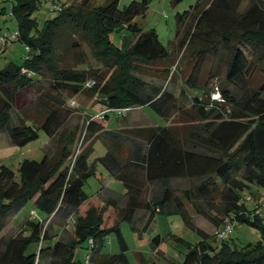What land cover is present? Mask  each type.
I'll use <instances>...</instances> for the list:
<instances>
[{
  "label": "trees",
  "instance_id": "trees-1",
  "mask_svg": "<svg viewBox=\"0 0 264 264\" xmlns=\"http://www.w3.org/2000/svg\"><path fill=\"white\" fill-rule=\"evenodd\" d=\"M5 1L10 3L13 33H17L15 38L6 33V39L20 42L26 54L21 64L7 63L0 69V132L7 134L10 144L23 146L42 130L49 142L57 140L61 147L55 158L45 150L39 161L23 160L17 174L0 166V233L7 220L28 202L44 217L30 215L15 236L0 237V264H34L36 257L39 264L42 259H47V264H84L74 259V252L82 245L89 249L88 240H92L88 264H130L120 223L135 230L138 211L148 213L141 231L157 214L178 215L186 228L201 237L195 244L174 238L186 249L180 264H264V213L251 217L253 209H247L242 201L251 186L264 190V79L255 82L252 60H264V1L248 0L241 7L244 0H197L189 10L175 15L174 42L178 41L179 48L187 44L199 47L200 55L185 84L201 89L203 69L215 60L205 82L222 77L217 91L228 112L208 106L205 110L194 96L193 106L198 105L201 121L189 125L184 134L167 125L107 130L103 122L109 114L97 120L89 118L83 128V149L73 147L75 130L68 134L60 131L66 120L62 93L97 95L103 110L148 107L165 122L182 110L173 92L145 88L131 74L147 66L169 71V53L156 33H141L131 24L145 13L151 0L131 1L123 8L118 7L119 0H109L103 6H93L92 0L55 5L58 14L41 27L31 16L39 0ZM168 1L172 6L182 2ZM123 28L136 35L128 47L120 49L109 35ZM76 36L79 39L74 40ZM80 41L100 67H87L88 56L83 51L75 56V62L58 63L63 53L80 47ZM219 61L225 62L223 71ZM88 80L94 82L91 88L84 87ZM42 81L48 90L34 107L43 115L38 123L27 115L19 116L27 110L21 108L20 100L24 91L33 90ZM95 140L103 142L105 153L90 161ZM97 165L122 184L123 206H118L116 198L98 201L84 192L83 185ZM180 179L196 183L181 191L170 186L171 180ZM153 183L161 187L160 193L155 199H145L144 192ZM190 210L216 227L226 219L247 223L260 231L261 241L237 247L226 239L216 247L208 242V234L195 227ZM67 222L72 224V233L64 241L54 225L64 229ZM108 234L115 237L117 253H102ZM160 242L156 236L152 247L156 249ZM31 244L38 245L36 252L28 251Z\"/></svg>",
  "mask_w": 264,
  "mask_h": 264
},
{
  "label": "rangeland",
  "instance_id": "rangeland-1",
  "mask_svg": "<svg viewBox=\"0 0 264 264\" xmlns=\"http://www.w3.org/2000/svg\"><path fill=\"white\" fill-rule=\"evenodd\" d=\"M79 0H39L37 7L32 12V17L36 19L38 27H41L45 20L51 19L58 14V10L52 8L57 5L60 7L61 4L69 5ZM131 1L140 0H119L118 7H126ZM197 0H182L176 6L169 4L168 0H151L148 4V8L143 15L137 16L133 19L131 24H136L141 33L153 30L158 38L159 43L165 47L169 53V71L158 72L154 71L152 66H147L139 71L133 70L132 76L135 77L145 88H159L162 90H168L173 92L177 97V105L182 109L180 114H174L170 120L166 121L156 115L148 107H132L124 115L123 118H115L113 115H108L106 120L103 122L105 129L115 130L120 129L124 126H160L165 125L175 127L184 134L188 131L189 125L192 123L200 122V113L197 112V106H193L192 98L195 96L200 101V105L208 108L218 109L222 112H228V105L221 101L218 96L219 85L222 82V77H218L206 84L207 72L211 63L207 62L200 77L201 89L193 90L185 84V80L188 77L191 69L193 68L197 57L199 47L193 45H185L182 48L178 47V41H175L176 34V22L175 15L181 14L196 3ZM264 1V0H263ZM109 0H92L93 6H103L107 4ZM248 4V0L242 2L241 7ZM15 31V21L10 15V3L5 0H0V69L3 68L7 63H13L19 65L22 63L26 50L25 47L16 40L1 39L4 33L10 35ZM136 33L123 28L121 31L112 32L109 35L111 42L120 49H125L134 40ZM74 40L79 39L78 36L73 38ZM80 43H82L80 41ZM220 49L218 46L217 51ZM80 51H83L88 56L86 66L91 68H98L100 64L95 60L90 49L83 43L80 47L73 48L63 53L61 60L58 61L60 65L75 62ZM255 62L256 72L254 75L255 82L264 79V60L252 59ZM214 60L211 65H214ZM220 62V71L225 69V62ZM82 67V66H79ZM223 72H221L222 74ZM220 74V76H221ZM110 77L113 75L108 74ZM48 90V85L45 81L38 83L33 90L24 91L21 95L20 105L21 108H27L25 113L19 114L20 117L27 115L29 120H35L41 122L43 115L34 110V107L44 92ZM61 98L64 99L63 105L64 116L66 117L65 123L61 128V132L64 131L66 134L75 130V143L73 147L77 149L80 145V149L86 146V141L83 135V128L85 121L89 118H95V114L103 107L98 102L97 95L90 94L87 91H83L75 96L62 93ZM73 100L75 102L74 107H70L68 102ZM13 119L16 121L17 117L13 113ZM97 120V119H96ZM61 143L57 140L50 141L47 135L42 131H38V136L35 140L26 143L23 146H17L10 144L9 138L6 133L0 132V166H6L17 174V168L20 162L23 160H34L39 161L42 159L45 150L49 153L50 157L55 158ZM105 153V146L101 140H95L92 145V153L90 155V161H93L97 157L103 156ZM101 173V176L98 175ZM108 181V182H106ZM110 181V182H109ZM196 182L194 180H171L170 186L172 188L179 189L181 191L185 188L192 187ZM102 185H105L110 190H114L118 193L123 191V186L116 180H108L106 172L102 170L99 165L95 168L94 175L90 176L83 185L84 192L91 196H97L100 193ZM161 190V187L157 183H153L148 186L144 192L145 199H155ZM249 190V189H248ZM247 190V191H248ZM263 189L251 186L249 193L254 197L252 200L245 202L247 209L254 208L255 205L264 208V196H260ZM246 194V191L244 192ZM30 210L36 212L38 217L42 214L38 212L33 204L28 202L23 209L15 216L10 217L7 220L5 228L0 233V237H12L17 234L21 229L24 220L29 219ZM192 215V221L196 227L203 230L209 235L208 242L216 247L219 246L221 241L214 236V230L217 228L212 225L207 219L197 215L193 211H189ZM144 211H138L135 214L134 224L135 230L126 223H120V230L123 238L127 245L126 257L130 264H180L184 259L186 252L184 244L177 242L174 238H181L187 243L195 244L201 237L193 230L186 228L181 218L178 215L164 216L157 214L156 217L151 221L148 227L141 231L144 224ZM59 223V222H58ZM57 222L54 224L58 225ZM59 226V225H58ZM66 228V229H65ZM64 229H61L54 225L56 232L60 231V237L64 241L71 236L72 224L68 223ZM221 229V227H218ZM26 234V233H25ZM156 236H159L161 242L159 246L154 249L151 241ZM231 239L233 245L240 247L247 244H256L261 241L260 231L247 223H236L233 222V231L226 238ZM264 246V243H263ZM38 245L31 244L28 247V251L36 252ZM118 245L113 234L106 236V243L102 247V253H117ZM88 249L85 245L77 248L74 252L75 260H83L84 255L87 254ZM43 262L41 261L40 264Z\"/></svg>",
  "mask_w": 264,
  "mask_h": 264
},
{
  "label": "built area",
  "instance_id": "built-area-1",
  "mask_svg": "<svg viewBox=\"0 0 264 264\" xmlns=\"http://www.w3.org/2000/svg\"><path fill=\"white\" fill-rule=\"evenodd\" d=\"M53 10H58L59 8L57 6H54L52 8ZM17 35V33H13L12 35H10L9 37L10 38H15ZM8 35L6 33H4L2 36H1V39L5 40L6 37ZM94 82L93 80H88L84 87L85 88H91L93 86ZM219 96V94H218ZM68 105L70 107H74L75 106V102L73 100H70L68 102ZM129 111V109L127 108H123V109H105L103 111H101L100 113L96 114L95 115V118H102L105 114H109V115H118V114H122V115H125L127 112ZM260 196H264V190L263 192L260 194ZM243 202L245 203L246 201L248 200H252V196L251 194H249L248 192H246V194H243ZM252 210V209H251ZM254 210V211H253ZM253 210L251 211V214L250 216L253 217L255 215H258L260 216L262 213H264V208L261 209L260 206H257L255 205ZM30 215L33 217V218H36L37 215L34 211H31L30 212ZM221 227V229H219L218 227L214 230V236L219 239V242L220 241H224L226 240V238L231 234V232L233 231V221L229 220V219H226L224 220V222L219 226ZM88 246L91 248L92 247V240H88ZM90 248L88 249V252L87 254L84 255V258H83V262L84 264H88L89 262V259H90ZM34 264H39V261H38V258L36 257L35 261H34Z\"/></svg>",
  "mask_w": 264,
  "mask_h": 264
},
{
  "label": "crops",
  "instance_id": "crops-1",
  "mask_svg": "<svg viewBox=\"0 0 264 264\" xmlns=\"http://www.w3.org/2000/svg\"><path fill=\"white\" fill-rule=\"evenodd\" d=\"M103 109H100L97 113H99V112H101ZM96 113V114H97ZM102 170H104L103 168H102ZM105 172H106V175H107V177H108V180H113L112 178H110V176L108 175V173H107V171L106 170H104ZM98 175L99 176H101V173H98ZM106 182H108V181H106ZM110 182V181H109ZM101 191H100V193H98L97 194V196H96V199L98 200V201H101V200H103V199H112V198H116V199H118V206L119 207H121V206H123L124 205V201H125V198H124V188H123V191L121 192V193H118V192H116V191H114V190H109L108 189V187H106L105 185H102V187H101V189H100ZM160 193V192H159ZM158 197V196H157ZM32 204V203H31ZM30 211H32V210H30ZM147 215H148V213L147 212H145V216H144V222H145V220H146V217H147ZM44 217L43 216H41V219H43ZM69 222H67L63 227H65L67 224H68ZM196 227V226H195ZM196 228H198V227H196ZM66 229V228H65ZM72 229V228H71ZM199 229V228H198ZM199 230H201V229H199ZM201 231H203V230H201ZM204 232V231H203ZM204 233H206V232H204ZM207 234V233H206ZM215 246V245H214ZM43 263L42 264H47V259H42L41 260Z\"/></svg>",
  "mask_w": 264,
  "mask_h": 264
},
{
  "label": "clouds",
  "instance_id": "clouds-1",
  "mask_svg": "<svg viewBox=\"0 0 264 264\" xmlns=\"http://www.w3.org/2000/svg\"><path fill=\"white\" fill-rule=\"evenodd\" d=\"M100 113V112H99ZM98 114V113H97ZM249 193V192H248ZM250 194V193H249ZM252 196V195H251ZM253 209V208H252ZM251 210V209H250ZM219 227V226H218Z\"/></svg>",
  "mask_w": 264,
  "mask_h": 264
}]
</instances>
